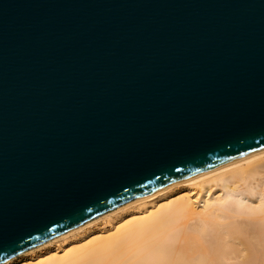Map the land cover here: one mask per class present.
<instances>
[{"label": "water", "instance_id": "water-1", "mask_svg": "<svg viewBox=\"0 0 264 264\" xmlns=\"http://www.w3.org/2000/svg\"><path fill=\"white\" fill-rule=\"evenodd\" d=\"M264 151V0H0V264Z\"/></svg>", "mask_w": 264, "mask_h": 264}, {"label": "bare ground", "instance_id": "bare-ground-1", "mask_svg": "<svg viewBox=\"0 0 264 264\" xmlns=\"http://www.w3.org/2000/svg\"><path fill=\"white\" fill-rule=\"evenodd\" d=\"M249 261L264 262V151L134 201L5 264Z\"/></svg>", "mask_w": 264, "mask_h": 264}, {"label": "rangeland", "instance_id": "rangeland-1", "mask_svg": "<svg viewBox=\"0 0 264 264\" xmlns=\"http://www.w3.org/2000/svg\"><path fill=\"white\" fill-rule=\"evenodd\" d=\"M208 238H210V237H206V239H208ZM246 246V245H245ZM247 247H250V246H247ZM253 248H255L256 249V253H259V252H261V250L258 248V247H256V246H252ZM259 254H262V253H259ZM250 262H252V261H249V262H243L242 264H250ZM259 262V263H258ZM254 263V262H253ZM252 264V263H251ZM255 264H264V262H262V261H257Z\"/></svg>", "mask_w": 264, "mask_h": 264}]
</instances>
